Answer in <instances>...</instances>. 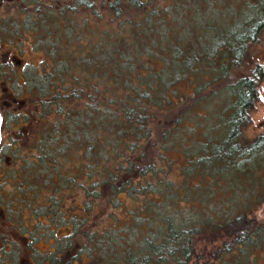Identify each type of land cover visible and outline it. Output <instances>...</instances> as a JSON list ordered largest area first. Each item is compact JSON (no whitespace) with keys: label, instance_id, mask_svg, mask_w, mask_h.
<instances>
[{"label":"trees","instance_id":"16d2710c","mask_svg":"<svg viewBox=\"0 0 264 264\" xmlns=\"http://www.w3.org/2000/svg\"><path fill=\"white\" fill-rule=\"evenodd\" d=\"M0 8V93L33 107L4 114L19 142L0 144L15 185L0 197V230L8 223L21 239L1 235L0 264L23 254L43 264H264V224L252 219L264 205V136L247 145L242 133L264 80L253 67L264 0ZM27 52L40 64L15 61ZM219 94V123L186 132ZM105 204L113 210L98 225Z\"/></svg>","mask_w":264,"mask_h":264},{"label":"rangeland","instance_id":"374dc122","mask_svg":"<svg viewBox=\"0 0 264 264\" xmlns=\"http://www.w3.org/2000/svg\"><path fill=\"white\" fill-rule=\"evenodd\" d=\"M13 12L12 10H10ZM5 13V9L0 8V17H2ZM254 55H255V61L253 64V67L256 65H261L264 67V31L262 32L260 36V41L258 45H256L254 48ZM42 59V56L40 53H30L27 52L24 58H19L16 57L15 61L20 65L24 64L26 62H32L35 65H39L40 61ZM6 58H1L0 62H4ZM225 96L222 94H219V96L215 97L214 99L210 100L209 103H203L198 107V109L194 112L195 113V120L194 122H190L187 124V129L186 132H190L191 129H195L199 132L200 128L205 129L206 126L202 125L204 124V119L208 120L209 119V125H216L219 123V116L220 113L222 112L223 108L225 107ZM33 107L29 105V103L26 100H15V98L8 92V91H3L0 93V113L2 115V118L4 120V114L8 111L12 112H31L32 113ZM206 117H209L206 119ZM217 119V120H216ZM18 131L11 132L8 128H4L3 122L1 126V142L0 144L5 143L6 141H9L11 138H14V140L19 142V138L17 136ZM34 132L29 130L27 132V135L29 137V141L32 142V135ZM243 133V142L247 145L255 143L260 137L264 136V80L259 84L258 86V99L256 100L254 106L252 109L249 110L248 113V119L246 121L245 126L243 127L242 130ZM198 135H200L198 133ZM196 135L195 137H197ZM189 144V143H187ZM19 146V145H18ZM172 158L176 159L175 155H172ZM176 161V160H175ZM174 167H178L179 163L173 162ZM5 174V171L0 170V197H4L6 199V196L12 194V191L15 189L14 183L9 181L6 176H3ZM43 182V181H42ZM120 201L126 202L127 204L130 202L126 197H121L119 198ZM113 209L109 207L108 205H101L99 209L98 216V225H101V222L105 220L106 214L110 213ZM105 213V214H104ZM1 214V213H0ZM255 216V217H254ZM27 214H25L24 219H27ZM252 219L255 220L257 223L264 224V205L259 209V211L252 216ZM1 222V221H0ZM8 223L4 226L2 230H0V247H2V240H1V235L5 233L6 237L5 239L10 238V229H9ZM29 225L31 227H34V221L30 220ZM91 226V224H90ZM13 240L16 239L19 241L21 237L18 234L13 233L12 236ZM12 238H10L12 240ZM58 247L57 244H54V248ZM38 248L42 252H47L52 247H49L48 245L43 242L42 244L40 243L38 245ZM8 249V248H7ZM59 249H61L59 247ZM200 253V252H199ZM198 253V254H199ZM60 252L58 253V257H60ZM202 255V254H200ZM203 256V255H202ZM7 258V257H6ZM209 257L205 256V258H202L200 260L194 261L192 264H205ZM36 261L33 262L32 260L29 259L28 255H22L19 256L18 258V264H43L41 263V260L43 257L38 256L35 257ZM1 260V259H0ZM230 260V258L228 259Z\"/></svg>","mask_w":264,"mask_h":264},{"label":"water","instance_id":"95a60500","mask_svg":"<svg viewBox=\"0 0 264 264\" xmlns=\"http://www.w3.org/2000/svg\"><path fill=\"white\" fill-rule=\"evenodd\" d=\"M2 122H3V118H2V115L0 113V142H1V126H2Z\"/></svg>","mask_w":264,"mask_h":264}]
</instances>
